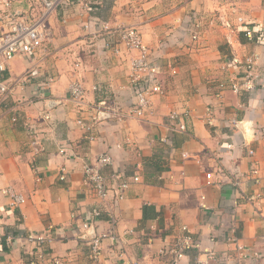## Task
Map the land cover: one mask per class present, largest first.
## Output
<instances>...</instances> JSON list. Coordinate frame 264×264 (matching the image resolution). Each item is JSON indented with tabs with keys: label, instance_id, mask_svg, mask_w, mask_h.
<instances>
[{
	"label": "crops",
	"instance_id": "crops-1",
	"mask_svg": "<svg viewBox=\"0 0 264 264\" xmlns=\"http://www.w3.org/2000/svg\"><path fill=\"white\" fill-rule=\"evenodd\" d=\"M84 2L90 8L81 3L49 15L54 37L45 54L18 56L4 72L3 78L15 86L9 107L0 108V187H14L27 202L11 209L9 198L0 193V264L28 263L39 247L46 259L62 256L66 264H165L159 250L173 244L183 226L197 245L181 264H264V45L249 41L240 29L229 44L219 19L235 9L233 21L242 15L264 24V0ZM194 14L204 17L199 42L191 36ZM102 20L137 27L161 64L164 94L153 96V113L146 118L93 121L102 98L122 109L135 101L131 60L139 50L129 49L118 34H94ZM4 31L0 26V34ZM112 41L118 43V53L107 45ZM232 53L257 56L254 90L231 88L232 83L241 86L244 76L243 69L228 64ZM75 79L86 90L81 103L71 97ZM47 111L52 117L45 122ZM172 111L187 122V131L169 129ZM15 115L21 117L17 122ZM79 119L91 128H83ZM35 137L44 150L33 149ZM62 147L65 153L59 152ZM107 151L113 155V164L104 169L111 191L102 201L85 184L82 162ZM63 165L70 170L65 180L59 178ZM253 166L259 168L258 183ZM112 172L127 179L140 174V181H132L117 201ZM97 206L103 212L93 220ZM87 220L99 232L117 237L105 240L98 260L90 257L88 241L80 237ZM50 226L51 243L28 242L31 232ZM233 229L242 250L228 241Z\"/></svg>",
	"mask_w": 264,
	"mask_h": 264
},
{
	"label": "built area",
	"instance_id": "built-area-1",
	"mask_svg": "<svg viewBox=\"0 0 264 264\" xmlns=\"http://www.w3.org/2000/svg\"><path fill=\"white\" fill-rule=\"evenodd\" d=\"M85 0H0V26L5 28V31L0 34V108L5 106L9 107V98L15 86L14 82H8L4 77V72L7 71L11 61L18 57L27 54H33L38 51H47V45L53 40V30L48 23V17L53 12L61 8L64 11L70 10L77 4H83L84 7L90 8L89 3ZM40 6V12L35 13L36 6ZM26 7V8H25ZM236 15V10L232 9L231 12H224L220 14L219 19L222 25L228 30L226 35L229 44H232L233 32L240 29L241 32L247 37L249 41L264 45V24L260 22H249L242 15L236 16V22L233 21V15ZM193 24L191 29V36L194 41L199 42L201 33L204 26L203 14H194L192 16ZM89 28V25H86ZM118 34V37L128 46L129 49L139 50V54L131 60L132 67V82L134 85L135 101L128 109H122L114 102L102 98L98 101L93 114L94 122L112 121V120H126L127 118H146L152 115V98L156 94H164L163 87L158 78L161 72V64L157 62L150 50L143 44L141 31L134 26L114 25L109 20H102L95 28L94 34L104 33ZM112 45L118 53V43L112 41L107 43ZM257 56L255 54L248 55L245 58L240 57L236 53L229 56L228 64L234 68L243 69V84L240 86L237 83H232L231 88L235 92L242 89L252 91L256 86L254 70L256 68ZM176 72V70H174ZM52 79V78H51ZM50 79V81H51ZM224 87V85H222ZM97 86L94 89L97 90ZM70 93L73 100L81 103L84 100L86 90L80 79H75L70 85ZM188 112V111H187ZM52 117L51 112L47 111L42 115V119L47 122ZM21 119L20 116L15 115L13 121L17 122ZM170 125L169 129L173 132L187 131L188 125L184 119L179 118V113L172 111L169 116ZM214 116L212 109L209 111L207 122L209 125L213 123ZM28 128H32L29 120H24ZM79 123L89 130L91 125L86 123L85 120L79 119ZM260 139L264 142V132L261 133ZM163 142L169 143V138L164 137ZM33 149L36 152L44 150V145L40 140L35 137L32 140ZM60 153H65V148L59 149ZM254 149L249 150V154L253 156ZM188 153L184 152L183 156L187 157ZM113 164V155L110 151L104 152L97 156L94 160L82 162V170L84 174V182L94 192L96 198L106 200L110 195L109 180L104 173V169ZM70 170L66 165L61 166L59 178L65 180ZM252 178L256 183L260 181L259 168L253 166ZM40 176L38 180H40ZM110 180L114 184L115 199H122L125 190L130 187L131 182H139L140 174L136 172L132 179L125 178L122 174L112 172ZM0 193L9 198V207L11 209L20 208L27 202V197L17 191L12 186L0 187ZM103 210L98 206L93 208L91 215L93 220L100 217ZM82 230L80 237L88 241L90 249V257L98 260L103 255V245L107 238L113 240L117 239L114 233L99 232L94 224V221H84L82 223ZM50 226L47 231L31 232L27 236L29 243L42 246L49 244L52 241ZM237 230L233 229V233L228 238L230 243L236 244L239 250L243 246L238 244L236 235ZM197 244L187 226H183V232L176 237V240L170 246L161 248L160 254L166 258L165 264H181L182 259L186 256L187 252L195 247ZM256 257L261 254L255 253ZM209 258L214 259L215 254L210 253ZM17 264H66L65 258L62 256H52L46 259L44 251L39 247L34 256L28 263L20 261ZM128 264H152L149 260H131ZM207 264V263H202Z\"/></svg>",
	"mask_w": 264,
	"mask_h": 264
}]
</instances>
